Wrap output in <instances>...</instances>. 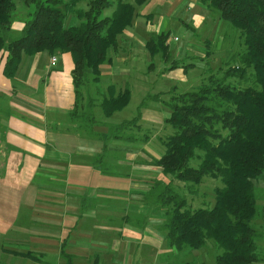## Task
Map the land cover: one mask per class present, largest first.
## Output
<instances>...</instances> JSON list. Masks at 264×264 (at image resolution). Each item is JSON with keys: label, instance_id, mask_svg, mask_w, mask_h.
<instances>
[{"label": "trees", "instance_id": "trees-1", "mask_svg": "<svg viewBox=\"0 0 264 264\" xmlns=\"http://www.w3.org/2000/svg\"><path fill=\"white\" fill-rule=\"evenodd\" d=\"M147 1L0 0V54L7 52L3 74L13 78L24 54L69 52L75 91L69 117L80 121V132L104 139L99 163H104L102 158L108 149L105 140L109 136L93 132L94 120L89 112H76L82 88L100 80V66L109 59L107 49L115 46L117 35L131 25L136 15L134 4ZM200 2L238 31L243 49L239 63L228 66L222 76L210 75L207 82L173 96L174 101L167 104L170 112L165 122L173 133L161 139L164 152L150 162L167 179L154 182L144 201L163 211L167 247L201 249L211 239L221 250L215 264H252L264 260L258 254L257 240L261 235L254 225L257 219L264 218V207L257 203L255 194L256 182L264 177V0ZM81 3L86 8L79 6ZM19 4L26 8V17L19 35L14 37L10 27ZM111 6L113 10L105 15L104 10ZM69 14L78 19L76 25H66ZM168 37L169 32L163 31L148 39L146 47L151 56L160 53L164 61L169 58ZM108 89L110 95L100 102L105 117L123 109L130 100L128 87L117 93H112L113 86ZM140 117L139 105L134 117L113 127V139L139 140L131 134L118 133L136 126ZM142 139L147 140V136ZM204 176L219 179L222 185L214 188L211 207L191 209L173 182H182L192 194ZM60 256L65 264H74L64 249Z\"/></svg>", "mask_w": 264, "mask_h": 264}, {"label": "crops", "instance_id": "crops-1", "mask_svg": "<svg viewBox=\"0 0 264 264\" xmlns=\"http://www.w3.org/2000/svg\"><path fill=\"white\" fill-rule=\"evenodd\" d=\"M167 1L153 4L158 12L139 14L135 8L131 25L117 35V44L107 49L109 59L100 66V77L127 78L129 63L122 51L131 59L142 58L145 49L148 51L147 33L169 32L170 58L167 24L175 30L184 27L189 38L188 32L200 29L206 21L200 0ZM17 9L10 27L13 36L20 33L26 17L23 5ZM157 13L165 16L155 17ZM65 23L73 26L78 19L69 14ZM6 55L0 54V262L65 264L60 256L64 249L74 264L89 256L94 257L92 264H127L128 257L130 264H143L141 252L148 247L159 249L162 241L146 224H162L164 214L143 200L149 184L132 174L133 142L106 139V144L121 152L106 162L105 151L101 157L104 163L98 162L102 152L97 147L99 141L80 134L69 117L75 103L74 64L69 52L24 54L13 78L3 74ZM181 70L172 71L178 79ZM136 78L135 84L124 79L125 87L143 94L149 87L148 75ZM114 86L116 92L122 90ZM145 111L140 109L143 122ZM142 142L145 147L141 148L149 154L150 140ZM118 256H122L119 262Z\"/></svg>", "mask_w": 264, "mask_h": 264}, {"label": "rangeland", "instance_id": "rangeland-1", "mask_svg": "<svg viewBox=\"0 0 264 264\" xmlns=\"http://www.w3.org/2000/svg\"><path fill=\"white\" fill-rule=\"evenodd\" d=\"M125 1L133 2V0ZM155 2L167 3L168 1L148 0L142 5H136L135 8L139 14L153 11L158 12L160 10H156V7L153 5ZM80 6L85 7V3H81ZM113 7L114 6L106 8L103 13L105 15L110 14ZM203 8L207 13L205 16L206 21L200 29L196 30L192 26L194 23L191 22V27L193 29L188 32L189 38L184 31V27H182L183 29L181 28V30H175L171 24H167L166 30L170 31V47H172L168 61L162 60L160 54L150 57L146 49L144 55H141L143 59L140 55L134 59L132 57L131 59L129 53L124 50L122 51V53H124L122 55L124 58L125 56L127 57L126 62L129 63L127 68L129 74L127 78L124 77L121 80H116L110 75H107L109 78L103 75L97 83L90 81L87 84L88 88H82L83 95L78 102L77 107L79 110L76 112L79 113L83 110H86L87 113L89 112L94 120L92 122L93 125L91 123V127H93L92 130L105 133L109 136V138L106 139L109 140L121 141L120 139H113L114 132L116 131L113 127L122 121L134 117L139 105L140 109L143 107L147 109L144 113V122L140 117L136 126L122 129L118 134L120 136L131 134L139 138L140 141L135 140V142L133 141L132 143L134 148L132 174L135 177L142 178L145 184H149V192L153 189L152 184L154 182H165L167 179V177L162 175L158 167L152 166L150 163L154 158L159 157L164 152L161 139L173 133V128L164 120V117L170 112L167 104L174 101L172 99L173 96H177L186 91L195 90L200 84L207 82V78L210 75L222 76L224 70H226L228 66L239 63L238 56L243 47L238 36V31L224 20L219 19V22H217L218 15L216 11L208 9L205 5ZM16 12H18V9H16ZM163 12L167 11L164 10ZM159 13L156 15L154 14V16H165L164 13ZM134 20L139 21V17H136ZM158 32L159 30L153 31V33L149 32V34L147 33L146 37H144L145 40H148L151 36L157 35ZM14 35L18 36L19 34ZM173 37H177V40H174ZM205 42L208 44L206 45ZM182 44L185 46H182ZM123 62L124 61L120 63ZM188 64L192 65L188 66ZM173 65H176V67L172 68L171 66ZM180 68L182 69V73L179 75L181 78L178 79L176 78L177 73H175L174 76L172 71ZM167 73H170L171 76H167ZM141 74L144 76L148 75L149 87L147 91L142 94L138 92L136 88L129 86L131 90L129 103L122 110L114 112L110 117H105L100 108V102L104 97L110 95L108 86L115 85L114 87H116L117 90L120 89V87L124 89L125 86H128V84H124V79H132V82L135 84L137 83L136 77ZM89 77L91 78V75ZM114 91L112 93H117ZM75 122L79 124L80 121L77 119ZM80 134L85 135L87 139L99 141L97 147L99 149L102 148V139L98 140L100 138L94 137L86 131H81ZM97 134L100 135L102 133ZM144 135L147 136V140H150L148 147L149 154L145 153V149L143 150L141 148L145 147L142 145L143 142L141 140ZM113 146L112 144L110 145V143L107 144L108 149L106 152L108 156L106 157V162L107 160H111V158L114 159L115 156L121 152L117 147ZM104 165H106V163ZM151 168L153 171L149 173L148 170ZM221 185L219 179L204 176L203 181L199 185L193 187L195 191L191 194L182 182L178 180L173 182L174 189L178 193L185 195L187 206L191 209L201 206L211 207L214 202V188ZM255 194L257 203L264 207V177L256 182ZM144 199L143 196V200ZM150 206L151 208H156L155 206ZM159 211L160 213L163 212L162 210ZM153 216L156 217V215ZM254 225L256 231L261 235L257 240L258 254L264 257V218L257 219ZM146 226L153 230L152 232L158 236V240L162 241L159 249L148 247L141 252L143 264H215V256L221 251L211 239H207L206 245L201 249L191 250L188 247H183L182 249L169 248L165 243L164 230L160 222L147 223ZM93 259L94 257L91 256L85 257L83 261H75V264H92ZM121 259L122 256H118L116 260L119 262ZM130 260L131 259L128 257L126 263L130 264ZM114 264H116V262ZM252 264H264V260Z\"/></svg>", "mask_w": 264, "mask_h": 264}, {"label": "built area", "instance_id": "built-area-1", "mask_svg": "<svg viewBox=\"0 0 264 264\" xmlns=\"http://www.w3.org/2000/svg\"><path fill=\"white\" fill-rule=\"evenodd\" d=\"M51 60H52V61H55V60H56V58H55V57H53Z\"/></svg>", "mask_w": 264, "mask_h": 264}]
</instances>
